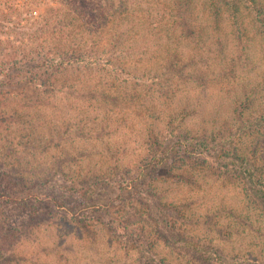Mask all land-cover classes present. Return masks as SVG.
I'll use <instances>...</instances> for the list:
<instances>
[{"label":"rangeland","instance_id":"1","mask_svg":"<svg viewBox=\"0 0 264 264\" xmlns=\"http://www.w3.org/2000/svg\"><path fill=\"white\" fill-rule=\"evenodd\" d=\"M88 1L96 19L84 13L80 20L103 29L88 41L84 60L47 75L43 59L58 60L61 49L80 41L60 44L58 26L83 3L0 0V110L21 115L0 117V187L8 172L15 198L35 191L67 202H44L32 216L33 209L0 201V264H264V27L243 5L233 20L226 12L216 21L205 0ZM173 54L187 63L183 76L166 67ZM20 70L42 85L11 77ZM100 90L119 99H94L90 92ZM238 98L249 100V117L257 116L262 130L238 129ZM182 109L183 133L219 134L238 154L259 155V181L241 176L233 159L221 158L229 164L219 170V160L196 159L183 147L170 170H146L137 181L148 137L166 131ZM59 127L69 135L50 139V128ZM122 175L138 182L142 202H149V186L167 202L159 222L116 187ZM98 176L104 180L97 183ZM73 177L83 179L86 202L73 196ZM168 229L197 243L202 258L194 246L168 242Z\"/></svg>","mask_w":264,"mask_h":264},{"label":"trees","instance_id":"2","mask_svg":"<svg viewBox=\"0 0 264 264\" xmlns=\"http://www.w3.org/2000/svg\"><path fill=\"white\" fill-rule=\"evenodd\" d=\"M79 1L83 3L84 7L82 6L81 7L82 10H78L79 6H77V8H74L73 11L70 10L66 13V15H64L65 22H63V20L60 21L61 23L58 26V34L60 35V39H59L60 44L65 43V42L68 43V42L78 41V40L80 41L76 42V46L75 44L74 45L72 44L73 46H69L66 49L65 48L61 49V53L58 55L59 56L58 60H56L55 56L51 58L47 57L46 60L43 59L42 62H44V65L46 67L45 70L42 71L43 74L50 75V74L60 73L62 71V68H64V63L69 62V61L76 62V61L84 60L86 56H84L83 54H86L90 49L89 47H90L91 42H88V41L91 40V37H93V35H95L96 30L103 29L102 28L103 24H97L91 20L90 21L80 20V17L83 16L84 13L92 14L91 18L93 19L94 18L96 19V14H94L93 12L94 8H93V5H91L92 4L91 2L89 1L85 2V0H79ZM205 1H206V6H207L206 12L209 11V14L213 18H215L216 21H220L222 18V15L226 12L228 13V16L231 18V20H233L236 14L240 13V10H239L240 6L243 5L245 9H248L249 12L252 15H254L253 20L257 22V25L260 28L264 27V7L260 5L259 0H205ZM87 6H90V7H87ZM181 13H182V10H181ZM181 20H182L183 26L185 27V30L187 31L189 35V33H191V27L188 25L187 23L188 21L185 20L184 17H181ZM72 38H77V39L72 41ZM82 43L84 44L83 50H81ZM64 45L65 44H62V46ZM79 57L81 58L80 60H79ZM180 57L181 56H179L178 54H173L169 56L167 58L166 67L169 69L171 73H174L175 75L183 76L186 71L185 68L187 66V63L186 61H183V59H180ZM19 62L20 61H14L12 64H15L17 66ZM41 68H43V66L40 64L39 69L41 70ZM42 72H37L36 75H41ZM1 73L2 72H0V79L1 77L3 78L4 76V74H1ZM29 73H31V71L23 72V70H20L14 73L11 72L12 74L11 77H13L14 79L19 78L18 80L22 79V81H25V83L27 82L28 84H31L32 82L38 83V86H41L42 85L41 80H38L39 82H37L34 78L27 77V74ZM28 78H31V79H28ZM1 84L2 82L0 80V85ZM90 93L92 97H94V99L96 100H99V99L102 100L105 97L113 98L116 100L119 99V96H116L113 94H106L102 90L93 91ZM2 96L0 97V99L2 98ZM246 98H243V99L238 98L236 101L235 112L237 116L236 120L238 122V129L240 131L242 130L247 131V130H252L254 129V127H256L257 129L259 128L262 130L263 129L262 121L257 116L253 117L252 116L253 114L250 115L252 116V118L249 117V100ZM2 113H3L2 115L3 119L7 122H10V121L14 122L16 121V119H20L19 117L21 116L14 108H12L11 111L5 110V112L0 110V117ZM187 113L188 112L184 111V112H180L177 115H172L165 124L166 131H163L161 129L158 133H155V135L153 134L150 137H148L149 139H148L147 147L149 148L150 152L148 156L140 160V166H139L140 168L137 169L138 172L136 173V176L139 177L137 181H141L142 179L140 178L142 177L143 179L145 178V175L143 174V172H145L146 170L148 172L149 171L155 172L157 170L160 171L165 168H169L170 170V166H172V163H175L178 157L182 158V155L180 153L181 150H179L180 147L191 149L188 152V156L196 157V159H199V160L202 159L206 161V159L210 157L211 159H214L216 161L219 160L217 162L222 163V164H219L218 166L219 170H225L227 165L229 164V162L227 163L223 162L222 159L224 158H229L231 160L233 159L234 163L236 162V164L234 165L241 169L239 170V174L241 176H243L244 178H246L247 180L255 184L257 183V181H259V178L257 176L259 173L258 171L259 170L262 171L261 163L258 162V160L260 159L259 155L252 156L249 154H244V155L238 154L237 152H235L236 149L232 148L231 144L227 146L228 144L224 143V141L221 139L219 134H215V133L209 134L208 132H199L196 134H192L191 132L189 133L187 131L183 133L184 130H183V127H180V124L182 125ZM1 119L2 118H0V120ZM69 133L70 132H68L67 129L63 127L50 128L48 137H50V139H52L53 137L54 138L56 137L64 138V137H67ZM169 138L174 139V142L172 144L167 143ZM45 141H47V143L50 142V140L48 141V138ZM152 152L154 153L151 154ZM158 153H160L161 157L158 156V158L160 159H155L157 158ZM116 157H117V154H116ZM116 157H115V160H117ZM233 160L231 161L232 163H233ZM5 173H6L4 174L5 177L4 176L2 177V182L4 183L2 184L3 187H0V201H4L2 203H6V204L14 203L16 205L20 204L25 209L28 208L30 211L31 209H33L32 214H31L32 216H40L41 212L39 209L44 204V202L52 204L55 207H66L67 205L66 201L61 200L57 198L56 196H51L50 194L46 196V192L43 193V192H35V191L32 192L31 191L26 197L15 198L17 196H16V192H14L15 190L13 189L17 184L15 182L12 183L10 181L9 175L7 174L8 172H5ZM124 175L119 176L118 180L116 181V187H119L120 191L127 193V195L129 196L127 199H130V200L132 199V201L137 200L138 203H141V205L144 206V209L146 208L145 215L151 217L156 222H159L162 217L160 215V212L165 211L167 207V202L163 200L162 196L154 189L153 186H149L147 188L149 189L147 192L148 197H150L149 202H145V203L142 202L141 198L137 196V194L138 195L140 194L139 190L141 189V188H138V186H136L138 185V182H135V184L134 183L132 184L128 182V175L127 177ZM99 177L100 176H98L95 180L97 183L102 182L104 180V178H99ZM133 178H131L132 182H133ZM109 179L111 180L112 176H110ZM82 180L83 179H80V178L78 179L74 177L71 178L70 180L71 186L69 187L72 190L70 191L74 194L73 196L75 197L76 200L80 198V201L86 202V199H84V195H82L83 192L80 188L81 186L80 182ZM50 181L51 180L44 182L43 185L44 186L47 185L48 182ZM33 188L37 190L39 189V186L35 184L33 185ZM262 193L264 197V191H262ZM43 197L44 199H42ZM32 201L34 202V204L32 203L31 205H28L29 202H32ZM20 205H19V208H20ZM75 207L76 206L71 207L70 209L75 212ZM128 225L132 226L133 224L131 223ZM132 228L134 229V227ZM168 230H170V232L168 231L169 233L164 234L168 242H171L174 245L179 244L181 245V247H187V249H191L190 246L192 247L194 246L195 250H193L192 252L194 253L195 257L198 259L202 258L203 253H200L202 252V250L200 246H198L197 243H194V242L189 243L186 239L187 237L185 235L182 236L181 234H179L176 231V229L174 230L168 229ZM183 242H185L184 243L185 246H182Z\"/></svg>","mask_w":264,"mask_h":264}]
</instances>
